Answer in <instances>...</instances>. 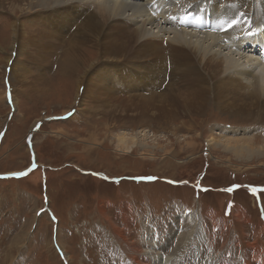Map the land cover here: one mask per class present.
<instances>
[{"label":"rangeland","instance_id":"374dc122","mask_svg":"<svg viewBox=\"0 0 264 264\" xmlns=\"http://www.w3.org/2000/svg\"><path fill=\"white\" fill-rule=\"evenodd\" d=\"M97 7H87L77 23L71 22V36ZM256 10V19L264 22V3ZM24 14L14 17L0 9V43L16 18L25 26L32 22L35 13ZM126 26L136 28L129 21ZM163 27L168 33L178 29L170 21ZM155 35L167 56L165 82L161 86L163 77H151L149 96L142 88L131 91L148 99L161 95L172 79L169 37L161 31ZM9 46L0 50V60L10 54ZM58 49L47 56L48 92L31 93L29 99L19 94L20 111L6 85L10 73L4 78L0 62V264H137L142 258L153 264H264V97L241 116L220 109L216 93L208 92L209 100L206 92L201 112H179L170 123L165 122L170 116L156 114L140 126L138 118H123L116 126L86 99L85 107L96 111L90 118H74L78 103L75 107L71 80L58 75L64 51ZM84 54L87 60L98 56L93 48ZM136 63L143 79L154 71L151 59ZM31 65L35 76L38 66ZM103 65L114 79L112 68L121 72ZM161 73L159 68L156 75ZM125 78L121 73L115 83L130 86L133 81ZM127 90L119 88L116 96L125 99ZM139 131L148 137L135 136ZM122 132L135 137L132 146L119 144ZM220 139L250 140L251 152L226 150ZM155 243L164 247L154 249Z\"/></svg>","mask_w":264,"mask_h":264},{"label":"bare ground","instance_id":"6f19581e","mask_svg":"<svg viewBox=\"0 0 264 264\" xmlns=\"http://www.w3.org/2000/svg\"><path fill=\"white\" fill-rule=\"evenodd\" d=\"M177 1L0 0V9L12 13L13 16L16 12H20L22 15L35 13L34 19L32 22L30 20L27 26L16 18L9 25L8 37L3 38L4 45L0 43V50H5V47L10 45L8 47L10 54L5 59H1L0 62L4 65V78L10 73L9 82L7 81L6 85L10 86L11 93L15 94L13 100L16 102L14 104L17 111H20L19 94L22 93L25 99H29L31 93L38 96L48 92L47 86L50 77L46 76L45 70L49 69L50 65L47 56H52L56 50H59V46H63L64 51L62 52L58 75L59 77L67 76V80H71L70 86L73 90L71 97L73 95L75 107L78 103L76 114L73 115L74 118L78 116L90 118L89 113H94L96 110L89 108V106L85 107V105L87 106L86 103L91 101L90 104H98L99 113L108 116V120L112 123L114 121L116 126L123 118H138L134 121H138L140 126V123L147 119H155L154 115L156 114H160L161 117L170 116V120L172 116L182 111L188 114L201 112L208 103L205 96L206 92L209 100L210 94L208 92L216 93L217 106L220 109L235 113L234 115L246 116V114H250L252 112L251 107L258 104L256 100L264 97V26L262 23L258 27L257 33L251 38L246 33L242 34L246 38L234 37L238 24L242 22L236 16L246 3H249L251 10L254 9L255 11L258 4H263L264 0H236V5H239L237 11H235L236 6L228 3L222 4V2L215 0H188L190 1L189 4H197L203 10H211L214 16L210 17L218 23V28L210 31L182 27L178 23L176 24L178 27L176 32L168 33L170 31H165L164 27L160 29V26L169 21L167 19L169 9H172V14L176 17L184 18L186 16L185 3L177 5ZM92 5L98 6L96 11L86 14L83 21H79L80 27L76 33L71 36V31L75 27V24L71 22L77 23L86 8ZM196 7L191 12H196ZM38 9L42 10L41 15H39ZM231 13H233L232 16H229ZM200 14L202 15L203 12L201 11ZM40 19L42 22L39 21ZM136 19H140V21ZM127 21L132 22L136 28L132 30L128 28L126 26ZM170 23L174 27L171 21ZM223 23L224 27L228 24L229 27L222 31L220 25ZM148 26L157 31L148 29ZM66 30H69V33ZM160 31L163 32V38L169 37V51L171 49V52H174L170 56V62L172 61L170 76L172 79L166 88L163 87L164 90L161 95L155 94L152 99L143 98L145 96L136 95L134 91L142 88L149 96L152 89L151 85L154 84L151 77L158 79L163 77V82L160 83L162 86L168 73L167 70V72L163 70L167 68L165 49L162 47V43L160 45L155 38V34H160ZM199 33L202 36H199ZM170 44L182 48H171ZM137 47L142 48V51ZM89 48L94 49L95 54L98 55L97 59L87 60L84 58V53ZM226 50L228 53H223ZM13 52L16 53V57H13ZM146 53L150 54L146 55ZM234 53L239 56V60L244 61L242 65L236 56H233ZM91 54L93 57L94 53ZM196 58L200 62H196ZM139 59H151L155 63L154 65L151 63L154 71H147L144 74V79L138 67L140 64L136 63ZM100 60H103L102 63ZM31 62L38 66L35 76L31 74L32 67L29 68ZM103 64L108 67L119 68L121 70L119 75L121 73L122 77L126 75L125 82L133 81L132 84L127 86L123 82L115 83V79H119L115 68H112L114 79L107 75ZM159 68L162 72L160 76L156 75ZM202 72L206 73L209 78L202 76ZM188 78L190 79L187 80ZM181 79L186 80L183 85ZM159 82L157 81V83ZM249 82L254 83L251 86L253 90L250 89ZM125 87L129 88L125 92L129 93L128 97L123 99L116 96L117 93H120L119 88ZM181 87L186 90L191 88L192 93H181L179 89ZM132 89H134L133 92H131ZM170 94L171 96H169ZM2 98L1 96V101ZM86 99L90 101L86 102ZM81 106L85 108L82 109ZM165 122L170 123L171 120ZM140 134L143 137H148L147 132L143 133V131L135 133V136ZM134 138L130 133L122 132L119 136V144L132 146L133 140L131 139ZM250 143V140H219V145H222L226 150H235L237 153H240L238 150L240 148L243 153L251 152L249 151L251 150ZM187 145L190 146L191 144L188 143ZM141 147L144 146L141 144ZM193 223L195 224V222ZM190 224L192 225V223ZM155 245L157 244L155 243ZM161 247L164 246L157 245L154 249L158 250ZM179 247V250L183 249V246ZM136 263L153 264L151 260H146V258L137 259Z\"/></svg>","mask_w":264,"mask_h":264},{"label":"snow or ice","instance_id":"6c2138e0","mask_svg":"<svg viewBox=\"0 0 264 264\" xmlns=\"http://www.w3.org/2000/svg\"><path fill=\"white\" fill-rule=\"evenodd\" d=\"M19 175H24V173H19Z\"/></svg>","mask_w":264,"mask_h":264},{"label":"flooded vegetation","instance_id":"af4514ba","mask_svg":"<svg viewBox=\"0 0 264 264\" xmlns=\"http://www.w3.org/2000/svg\"><path fill=\"white\" fill-rule=\"evenodd\" d=\"M256 203V202H255Z\"/></svg>","mask_w":264,"mask_h":264}]
</instances>
